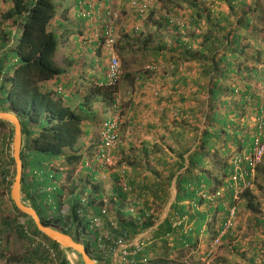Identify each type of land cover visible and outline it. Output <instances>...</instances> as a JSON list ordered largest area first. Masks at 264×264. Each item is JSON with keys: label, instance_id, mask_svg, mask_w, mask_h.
Returning a JSON list of instances; mask_svg holds the SVG:
<instances>
[{"label": "trees", "instance_id": "16d2710c", "mask_svg": "<svg viewBox=\"0 0 264 264\" xmlns=\"http://www.w3.org/2000/svg\"><path fill=\"white\" fill-rule=\"evenodd\" d=\"M132 1L114 3L127 14L132 28L121 29L115 54L127 67L123 55L136 48L151 52L161 66L156 78L160 84L171 82L169 92L151 98L153 105L143 104L142 95L151 87L142 76L125 73L134 84L143 81L131 98L128 147L141 144L138 155L147 167H129L133 164L127 158L124 169L110 174L113 184L106 188L107 179L99 177L107 167L96 160L85 163L86 156L94 158L99 152L103 120L114 114L121 117L115 96L119 80L111 83L107 77L110 52L105 25L97 18L101 8L108 14V0H0V110L13 112L20 120L22 200L46 225L73 235L98 264H112L109 247L123 233L132 238L152 229L132 264H187L183 258L188 247L210 231L216 238L230 210L237 208L238 192L231 185L234 157L249 154L256 123L264 115V0H136L135 5ZM188 8L191 13L184 22L181 17ZM73 18L83 25L76 32ZM145 26L154 31L144 33ZM70 34H75L79 46L77 59L64 57L72 68L71 77L63 81L67 70L56 62V53ZM179 64H189L203 80L193 73L178 76ZM197 94H202L198 112ZM146 106L157 109L149 111L151 117L144 115ZM171 116L182 117L187 125L190 119L196 134L187 143L186 131L176 128L177 146L168 149L173 156L146 138L169 128ZM251 118L256 126L248 125ZM89 126L100 130L98 135L94 137ZM0 128V258H7L8 264H67L64 248L42 234L10 199L15 176L9 151L13 126L0 120ZM262 173L263 159L256 165L255 180ZM172 181L175 196L159 221ZM238 184L241 191L242 183ZM211 186L214 193L207 197ZM241 198L247 209L260 212L252 190L243 189ZM96 217H101V227L94 225ZM256 222L264 238V218ZM233 231L220 239L233 237ZM10 235L26 249L12 253ZM244 256L239 264H264V257L257 260L253 252Z\"/></svg>", "mask_w": 264, "mask_h": 264}, {"label": "rangeland", "instance_id": "374dc122", "mask_svg": "<svg viewBox=\"0 0 264 264\" xmlns=\"http://www.w3.org/2000/svg\"><path fill=\"white\" fill-rule=\"evenodd\" d=\"M91 1L93 2V0ZM108 2H109V6L107 10L114 11L115 9L114 3H116L117 0H108ZM1 6H2L1 7L2 9L5 8L6 3L4 4L1 3ZM158 6L161 7L160 5ZM157 9L160 10L158 7ZM165 11L169 12L168 10H165ZM113 13L114 12H110L111 15H113ZM115 13L117 17H116V21L114 22L115 23L114 31H116L117 34L119 35L121 28H122V24L124 22H125V27L127 28V30L130 29V25L127 24V21H126L127 14L126 13L123 12L122 14V12H120L119 9ZM185 13L186 15H183L181 17V20H183L184 22H186L188 15L191 13V9L188 8ZM92 16H95V14H93ZM74 21H75V25H78L77 21L79 20L74 19ZM112 22H113L112 20L108 21L106 25L110 26ZM171 27L172 26H169L168 30L171 29ZM148 29L150 31V28L148 26L143 28V30H148ZM162 32H165V31H162ZM182 35L186 37L185 33H182ZM261 36L264 37V32L261 34ZM63 51L64 49L61 46L59 51L56 54V62L61 66H65L64 60H62L63 59L62 54H64ZM88 56H91V55H88ZM152 57L153 55L151 52H144L136 48L134 51L132 50L131 52L123 55L124 62L125 64L127 63V67H124V64H122L121 62L122 57L118 56V58H120L118 60H119V63L121 64V67L123 68V72H122L121 77L118 79L119 81L116 84L117 92L115 96H116V99L118 100L117 104H119V105L116 104L118 107L116 111L118 113L119 111L121 112V117H120L121 124L118 130L119 139L114 145V149L111 154L112 163L109 166H107V169L104 170L101 173V176L99 177V179L100 178L107 179V181L105 182L106 188L110 187L113 184L112 183L113 181L110 178V174L124 169L127 158H130L129 161L133 164L132 166L128 165L129 167H134V166L141 167V168L144 167L142 164L145 162H143L142 159L138 155V151L141 148V144L138 142L133 144L132 145L133 148L137 145L135 149L128 147L129 146L128 140L131 137V130L129 128V123H128V119L130 116L129 114L131 111L130 110V104L132 101L131 98H134V96L138 92L136 85L138 86L139 82L142 83L144 81L148 83V85L147 84H144V85L151 87V92L150 90H147L146 95H142L143 104H150L151 102H153L152 101L153 99L151 98L158 97L159 94L157 95V93L169 92V86H171L170 84L171 82L167 84H162V83L160 84V81H158L159 79L156 78V75L158 74V70H160L161 67L157 66L154 63L155 61L154 59H152ZM94 66L95 65L93 64L91 67H94ZM94 68L92 70L94 71L98 70L97 68L95 69ZM166 70L169 71V69H166ZM127 71H129L132 74L130 76L131 78L133 76L135 78L138 76L140 77L142 76L143 81L141 79L140 80L137 79L136 81H139V82H135L134 84V82L131 81L130 77L125 76V73ZM175 73L178 76H181L187 73L189 74L193 73L195 74L194 76H196L198 79L203 80V77L201 76V74H196V71L193 72L189 64L188 65L187 64L177 65L175 69ZM76 87L77 86H74L73 89H75ZM139 92L143 93V90L141 89L139 90ZM149 93L152 94L150 97H148ZM197 98L198 100L196 101L195 109L198 112L200 103L202 102V94H197ZM151 105L153 104L151 103ZM104 108L109 109V106L105 105ZM136 108L138 107L136 106ZM156 110L157 109L155 106H150V107L146 106V112H144V115L151 117V113L149 111L153 112ZM181 118L182 117H179V116L177 118H174L172 116L169 117L168 118V124H170L169 128H165L164 130L160 129L157 132H154V131L150 132L147 134L146 138L150 142L156 144L157 146L158 145L162 146V144H164L165 146L168 145L173 148H176L177 145L175 144L178 142L175 139L177 136V134L175 136V132H176V128L179 127L178 129H183L186 131L183 135L184 141L187 143L188 142L190 143L196 138V134L194 130L191 129L193 128V123L190 119L187 118L189 125H187L185 122H184L185 123L184 125L183 121H181ZM252 122H253V119L251 118L250 122H248V125L253 126L254 123L252 124ZM256 125L258 126V123H256ZM256 125L254 124V126ZM2 130L3 128H0V132H2ZM91 132L95 137L96 135H98V132H100V130L93 128L91 129ZM9 151L13 158L12 139L10 142ZM163 151H166V150H163ZM91 159H93V157L88 156V161H90ZM262 159L264 160V153H263ZM138 162H140L141 164H139ZM12 168H14V174H15L16 173L15 163H14V167ZM120 183L123 185L124 180L122 179ZM260 183L263 184L261 188L258 187V184ZM214 187L215 186L210 187V191L209 193H207V197L211 196L214 193L213 192ZM249 190H252L253 194L256 196V200L258 201L260 212H254L252 209H247L244 206L245 201H243V199L241 198V191H239L234 197L235 205L237 208L235 209V214H234L235 227L233 228L234 230L233 231L234 234L232 235L233 237L226 238L224 240L220 239L218 242H214L216 234L212 233L211 231L207 234L199 235L198 239H196L195 241V244L188 247L187 256L183 258V261L185 263L187 264H190V263H193V264H239V263H242L246 259L245 256L243 257V254L247 255L248 253L251 254L252 252L255 254L257 260H260L261 258L264 257V238L259 233V229H258L262 227L261 225H257V222H256V218H263L264 216V173L259 174L256 180L254 178V185ZM26 204L29 205L28 203ZM168 204L169 202L167 203V205ZM166 210H167L166 207L164 210L162 209V213L159 217V221H161L166 216L167 214ZM150 230L152 229H148L144 232L136 234L135 236L132 237V241L141 240L140 238L143 237ZM206 236L210 237L209 241L208 240L203 241L204 237ZM14 238L15 237L13 235H10L8 237L9 246H10L12 253L14 252L20 253L19 251L20 248L21 250L23 249L22 251H24L26 249V245H23V246L20 245V242H18V239H14ZM211 240L214 242L213 245H212ZM64 250H65V260L67 264H83L78 253H76L75 251L71 249H64ZM208 252H210L209 255H207ZM176 255L177 253H175V257ZM8 263H9V260H7V258H4V257L0 258V264H8Z\"/></svg>", "mask_w": 264, "mask_h": 264}, {"label": "built area", "instance_id": "2783aa9c", "mask_svg": "<svg viewBox=\"0 0 264 264\" xmlns=\"http://www.w3.org/2000/svg\"><path fill=\"white\" fill-rule=\"evenodd\" d=\"M133 5L136 4V0L131 2ZM115 14L113 13L112 16ZM105 45L110 52V62L108 64L107 77L110 79L111 83H115L120 78L121 70L117 55L113 49L114 43L117 36L113 32L112 24H105ZM119 117L114 114L111 119H105L101 123V127L104 128L101 131V142L99 144V152L94 156L90 161L86 160V164H91L93 160L100 166L105 168L109 166L112 162V151L114 145L119 139L118 128H119ZM251 151L247 156L243 154L236 155L234 157V173L232 176V186L236 192H239L238 183H242V189L249 188L251 189L254 185L255 178V169L256 165L261 162L263 153H264V115L259 117L257 132L254 134L252 141ZM246 163V166L241 165V163ZM8 180L9 177L7 176ZM106 205L103 203L101 206V212L105 213ZM235 208L230 210L228 219L223 224V229L220 234L214 239V242H218L221 236L228 230H232L235 226L234 221ZM94 225L96 227L102 226L101 217L94 218ZM104 237H107L106 233H103ZM213 242V243H214ZM101 249H104V244L99 245ZM141 241H132L126 233H123L121 236L114 240V243L109 247V252L111 254L112 264H132L134 263L133 256L139 253L142 250ZM208 252L207 255H209Z\"/></svg>", "mask_w": 264, "mask_h": 264}, {"label": "water", "instance_id": "95a60500", "mask_svg": "<svg viewBox=\"0 0 264 264\" xmlns=\"http://www.w3.org/2000/svg\"><path fill=\"white\" fill-rule=\"evenodd\" d=\"M0 120L9 122L13 126L12 149L13 160L16 167V173L10 189V197L13 204L27 218L32 220L35 227L49 239L58 243L64 249H71L79 254L83 264H97L90 256L86 246L79 242L73 235L67 234L54 227L46 225L37 214L36 210L27 205L22 200L21 180H22V160L20 157V149L22 142L21 123L17 115L13 112L0 110Z\"/></svg>", "mask_w": 264, "mask_h": 264}, {"label": "crops", "instance_id": "0c3cea01", "mask_svg": "<svg viewBox=\"0 0 264 264\" xmlns=\"http://www.w3.org/2000/svg\"><path fill=\"white\" fill-rule=\"evenodd\" d=\"M149 1V0H148ZM115 9H117L118 10V8L117 7H114ZM117 10H115V12L117 11ZM105 11V9H103V8H101L100 10H99V12H98V14H97V18H99V21H100V23H104V25L108 22V21H113L112 22V28H113V32H114V34L117 36V38L119 37V35L117 34V32L116 31H114V29H115V21H116V17H117V15H116V13L114 12V11H110V10H106L107 12H108V14L107 15H105L103 12ZM110 12H114V16H112L111 14H110ZM120 14V13H119ZM123 14V13H122ZM121 15V14H120ZM158 15L157 14H155V17H157ZM73 19H75V18H73ZM128 19V18H127ZM127 19H126V21H127ZM77 23H78V25H73L72 24V28H74L75 29V32L79 29L78 28V26L79 27H81L82 28V26L83 25H79L80 24V22L79 21H77ZM99 23V24H100ZM139 26H141L140 24H138ZM146 27V26H145ZM122 28L124 29L125 28V22L122 24ZM121 28V29H122ZM127 29V28H126ZM132 28H130L129 30H127L128 32H130V31H132L131 30ZM152 29H154V28H150V31H149V29L148 30H144V33H148V32H153L154 30H152ZM168 32H170V30L168 31ZM165 34V33H164ZM167 34H169V33H166L165 35H167ZM75 35V34H74ZM74 35L72 34H70V35H67V37H66V39H64V41H63V45H62V47H63V49H64V51H63V53L64 54H62V60H64V57L65 56H72L73 58H76L77 59V47L79 46L78 44H75V41L73 40V38H74ZM96 36V35H95ZM76 38V37H75ZM71 39V40H70ZM57 54V53H56ZM153 55V54H152ZM154 56V55H153ZM154 57H152V59H153ZM64 64H65V66H62L63 68H65L66 70H67V73H64V75H62V79H63V81H66L68 78H70L71 77V72H69V70L72 68V66L71 67H68L67 65H66V63L64 62ZM61 66V65H60ZM173 65L171 64V65H169L168 67H172ZM159 67H161V66H159ZM144 118V117H143ZM89 127H92V126H89ZM88 127V128H89ZM93 128V127H92ZM148 140V139H147ZM148 143L149 144H151L150 142H149V140H148ZM176 145V144H175ZM159 148H160V150H166V151H168V149H169V147L170 146H165L164 144H162V146H158ZM81 152H84V149H81L80 150ZM169 152V151H168ZM169 154L170 155H172L170 152H169ZM173 156V155H172ZM186 156V155H185ZM143 165H144V167H147V165H145V163H143ZM130 170V169H129ZM174 196H175V188H174V186H173V181H172V184H171V186H170V198H169V200H168V202H169V204L166 206H164L163 207V210L165 209V207L167 208V210H166V212H168V209H169V205H170V203L172 202V200L174 199ZM167 202V203H168ZM263 218H264V216H263ZM148 237H149V232H147L143 237H141L140 239V241L141 242H143L144 240H147L148 239ZM134 241H136V240H134ZM138 241V240H137ZM94 260V259H93ZM97 264H98V261L97 260H94Z\"/></svg>", "mask_w": 264, "mask_h": 264}, {"label": "clouds", "instance_id": "9594fccd", "mask_svg": "<svg viewBox=\"0 0 264 264\" xmlns=\"http://www.w3.org/2000/svg\"><path fill=\"white\" fill-rule=\"evenodd\" d=\"M104 121V120H103ZM86 159L88 160V156H86ZM140 241V240H139Z\"/></svg>", "mask_w": 264, "mask_h": 264}]
</instances>
